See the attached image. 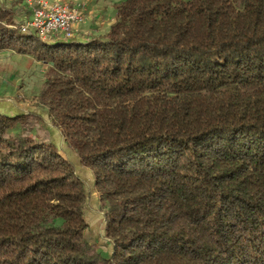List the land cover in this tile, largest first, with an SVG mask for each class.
I'll return each mask as SVG.
<instances>
[{"label": "trees", "instance_id": "16d2710c", "mask_svg": "<svg viewBox=\"0 0 264 264\" xmlns=\"http://www.w3.org/2000/svg\"><path fill=\"white\" fill-rule=\"evenodd\" d=\"M114 8L103 36L43 41L0 0V51L45 65L36 102L111 246L44 118L0 113V264H264V0Z\"/></svg>", "mask_w": 264, "mask_h": 264}, {"label": "rangeland", "instance_id": "374dc122", "mask_svg": "<svg viewBox=\"0 0 264 264\" xmlns=\"http://www.w3.org/2000/svg\"><path fill=\"white\" fill-rule=\"evenodd\" d=\"M81 1L75 0V2L79 3ZM83 1L87 9L94 10L97 13L94 14V19L101 14L103 15L102 19L104 18L108 22L110 19H114L112 17L115 14L114 5L122 0ZM7 2H14L16 5L23 6L22 14L27 18L30 16L27 13L26 0H7ZM84 5L83 11H85ZM45 69L46 67L43 63L36 61L28 55L18 54L10 50L0 51V113L16 115L32 111L40 114L45 120V128L50 134V139L53 138L55 145L61 150L66 149L68 152L70 148L66 141L52 126L46 110L36 102V97L43 82ZM86 192L87 202L85 203L83 213L88 228L84 233V237L90 243L95 244L100 253L107 257L111 252V246L104 238L102 213L99 204L95 205L94 208L91 207L95 203L96 194L92 186H86Z\"/></svg>", "mask_w": 264, "mask_h": 264}, {"label": "built area", "instance_id": "2783aa9c", "mask_svg": "<svg viewBox=\"0 0 264 264\" xmlns=\"http://www.w3.org/2000/svg\"><path fill=\"white\" fill-rule=\"evenodd\" d=\"M30 16L18 27L43 41L68 39L79 23L86 19L83 4L71 5L62 0H26Z\"/></svg>", "mask_w": 264, "mask_h": 264}, {"label": "crops", "instance_id": "0c3cea01", "mask_svg": "<svg viewBox=\"0 0 264 264\" xmlns=\"http://www.w3.org/2000/svg\"><path fill=\"white\" fill-rule=\"evenodd\" d=\"M64 2H67L71 5H80V4H85L83 3L84 1L82 0L81 3L79 2H75V0H62ZM86 5H84V13L86 15V19L82 22L79 23L73 33L72 39L75 41H85L87 38L89 37H98V36H103L109 26L114 22L115 20V14L112 16L114 17V19H108L109 21L106 22L104 20V18L102 19L103 15L99 14L95 19H94V14L95 13L94 10H90L87 9V7H85ZM90 18V19H89ZM1 51H7V50H1ZM57 132H59V130L55 129ZM53 134V133H51ZM56 134V133H54ZM60 134V132H59ZM53 137V136H52ZM52 142L55 144V142L53 141V138L51 139ZM56 147L58 148L59 152L61 155H63L64 157H66L67 159H69L75 166L76 168V172L78 174V176H80L83 181L85 182V186H92L94 189V185H93V176L91 174L90 171H88L86 168H84L83 166H81L79 159L76 155V153H74V151H72L71 149H68V152L66 151V149L61 150L57 145ZM82 173V174H81ZM95 191V189H94ZM96 194V200L94 205H91L92 208L95 207V205H98V193L95 191ZM95 198V197H94ZM87 202V199H86Z\"/></svg>", "mask_w": 264, "mask_h": 264}]
</instances>
